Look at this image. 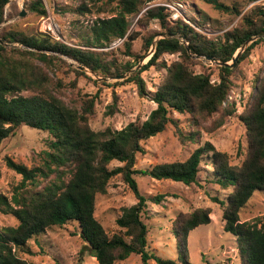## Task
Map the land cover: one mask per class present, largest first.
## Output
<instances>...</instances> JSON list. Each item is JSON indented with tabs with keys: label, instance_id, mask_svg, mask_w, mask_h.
Returning <instances> with one entry per match:
<instances>
[{
	"label": "trees",
	"instance_id": "16d2710c",
	"mask_svg": "<svg viewBox=\"0 0 264 264\" xmlns=\"http://www.w3.org/2000/svg\"><path fill=\"white\" fill-rule=\"evenodd\" d=\"M153 0H81L76 7H69L76 14L90 10L89 3L97 9L112 12L109 16L97 17L91 25L86 44L105 46L114 39L126 43L134 36L129 32V16L137 14L141 4ZM215 9L242 13L238 3L232 7L219 0H206ZM9 0H0V24ZM30 13L47 15L43 0H31L27 5ZM147 19H157L162 33L149 32L143 37L142 50L133 56L124 67L129 70L138 64L151 47L155 36V49L145 64L135 70L127 81H133L140 94H146L141 72L151 67L166 69V75L152 91L150 97L156 103L147 118L141 122L130 121L121 129L106 127L95 131L89 125L94 114L98 95H84L81 106H68L55 93L46 90V69L58 66L65 56L86 67L100 77H115L120 71L110 70L101 57L87 49L74 47L53 38L50 34L33 27L21 28L17 24L3 27L0 39V146L4 139L13 136L26 125L47 131L46 148L42 150L41 162L27 167L6 157L7 167L21 176L14 186L11 197L0 193V213L12 215L17 223L0 227V264H32L19 252H29L27 242L53 225L62 226L75 220L83 249L96 258L98 264H116L131 254L139 255L142 264L154 259L157 264H191L187 258L186 244L189 232L200 224L210 222V210L198 207L180 213L174 220L173 233L179 249L178 261L163 258L147 250L148 226L141 213L148 201L159 204L166 193L146 195L139 189L136 174L152 178L182 182L186 185L198 182L201 163L205 154L213 157L214 177L211 181L222 187L233 186L226 203H221L224 230L236 236L241 264H264V220L240 221L239 211L256 190H264V74L255 85L251 105L240 115L246 130V147L240 164H232L228 153L217 151L206 142L195 148L184 161L160 163L147 169H136V153L143 151L141 141L162 132L168 123L175 127V134L184 143L194 139L195 133L185 134L170 115L172 112L188 114L192 126L200 125L220 114L231 115L233 103L226 106L232 77L238 64L259 42H264V7L255 6L250 13L242 14L238 26L227 30L223 40L214 42L205 38L182 20L168 25L163 7H148ZM183 35L187 45L177 37ZM257 37L239 55L236 65H216L217 80L212 81L213 72H195L192 55H210L219 62H228L248 39ZM87 46V45H86ZM179 53V57L166 63L164 54ZM79 75L84 71L76 70ZM90 78V77H89ZM93 82L98 83L95 79ZM105 84L104 82H100ZM29 92V94H26ZM112 112V111H111ZM112 161L119 165L111 166ZM120 175L133 193L136 201L123 207L116 218L121 229L109 235L95 216L97 194L105 193L110 180ZM217 200V198H215Z\"/></svg>",
	"mask_w": 264,
	"mask_h": 264
},
{
	"label": "rangeland",
	"instance_id": "374dc122",
	"mask_svg": "<svg viewBox=\"0 0 264 264\" xmlns=\"http://www.w3.org/2000/svg\"><path fill=\"white\" fill-rule=\"evenodd\" d=\"M30 1L9 0L4 9L0 31L3 27L16 24L21 28L33 27L68 45L97 53L111 71L115 69L120 71L115 77L98 79L97 75L79 69L76 61L65 56H60L65 63L58 62V66L46 69L47 92L55 93L68 106L79 108L85 94L98 95L94 114L89 119V125L95 131H102L106 127L121 129L130 121L141 122L156 107V103L150 97L157 84L165 77V68L151 67L141 72L146 86L145 95L139 93L136 83L127 81L131 73L146 63L151 54V47L138 64L129 70L124 69L128 61H133V56L128 52L135 54L141 51L143 37L146 34L153 31L162 33L163 28L157 19L146 18L148 7H163L167 13L168 25L173 24L175 20H182L214 42L222 41L225 31L238 26L242 14L250 13L257 5L264 7V0H219L230 7L236 3L242 6V13L236 15L215 9L206 0H153L148 4H141L139 12L129 16V32L134 36L132 40L125 43L124 39H114L100 47L97 44H86L85 37L90 35V27L97 17L109 16L112 12L97 13L98 8H94L90 2V10L76 14L70 11L69 7L78 6L81 0H43L47 15L38 16L28 11L27 5ZM162 36L164 35L159 34L154 39ZM178 57L179 53L164 54L162 60L170 63ZM192 58L196 62L192 66L195 72L211 70L214 73L212 81L217 80L216 62L205 57ZM75 69L84 71L86 76L77 74ZM120 74L124 76L118 78ZM263 74L264 42H259L240 61L232 77L226 106L233 103L235 111L229 116H224L219 125L220 114H217L196 126L189 123L188 114L172 112L170 116L177 120L185 134L195 133L194 139L182 143L174 132V125L168 123L162 132L141 141L143 151L136 153L134 168L147 169L160 163L184 161L195 148L203 146L206 142L213 144L217 151L228 153L232 164H240L246 147V130L240 115L251 105L255 85ZM93 79L98 83L93 82ZM48 137L47 131L24 125L13 136L3 140L0 146V193L11 197L14 186L21 179L19 174L7 167L5 158L9 157L27 167L38 165ZM212 163V153L209 152L205 154L201 163L198 182L190 185L167 179L158 180L143 174L135 175L142 193L148 196L157 193L167 194L159 204L148 201L141 213L143 222L148 226V251L179 262L180 247L173 233L174 220L180 213L205 207L210 210V222L200 224L189 232L185 247L188 261L191 264H241L236 236L224 230L222 219L221 203H226V197L233 190V186L222 187L209 179L214 177ZM119 164L118 161L111 162V166ZM135 201L133 193L120 175L110 180L105 193L97 194L95 216L109 235L121 231L116 224V218L123 207L130 206ZM239 216L240 221H256L257 225H260L264 220V190L253 192L251 198L240 209ZM16 223L17 220L12 215L0 213V227ZM83 244L79 236V226L72 220L62 226H50L41 234L33 236L27 242L26 248L29 252L19 254L32 264H98L95 257L90 256L85 249L82 250ZM116 264L142 262L139 255L133 253ZM148 264L157 263L150 259Z\"/></svg>",
	"mask_w": 264,
	"mask_h": 264
},
{
	"label": "water",
	"instance_id": "95a60500",
	"mask_svg": "<svg viewBox=\"0 0 264 264\" xmlns=\"http://www.w3.org/2000/svg\"><path fill=\"white\" fill-rule=\"evenodd\" d=\"M23 13L21 12L20 13V15H22ZM162 37H164V36H162ZM177 37H179L181 40H182V43H184L185 45H187V42L185 41V37L183 36V35H179V36H177ZM257 37H253V38H251V39H248L246 42H245V44L240 48V49H238L236 52H235V54L233 55V57H232V59H231V62H219L218 60H216L214 57H212V56H210V55H206V56H204L205 58H207V59H210V60H213L214 62H216L218 65H225V66H229V67H234L235 66V64H236V62H237V60H238V57H239V55L242 53V51L245 49V47H247V45L250 43V42H252L254 39H256ZM159 39V38H158ZM157 40V39H156ZM155 39H153V42H152V45H151V54L154 52V49H155V41H156ZM0 43H2V44H4V45H9V44H7V43H5V42H3L1 39H0ZM151 54H150V56H151ZM192 56H195V57H199V56H197V55H192ZM78 68L79 69H81V70H88L89 72H91L92 74H94V75H96L94 72H92L91 70H89V69H87L86 67H84V66H82V65H79L78 64ZM124 75L123 74H120V75H118L117 77L118 78H121V77H123ZM98 77V79H106L105 77H100V76H97Z\"/></svg>",
	"mask_w": 264,
	"mask_h": 264
},
{
	"label": "built area",
	"instance_id": "2783aa9c",
	"mask_svg": "<svg viewBox=\"0 0 264 264\" xmlns=\"http://www.w3.org/2000/svg\"><path fill=\"white\" fill-rule=\"evenodd\" d=\"M227 103V101H225L224 103H223V105H225Z\"/></svg>",
	"mask_w": 264,
	"mask_h": 264
},
{
	"label": "bare ground",
	"instance_id": "6f19581e",
	"mask_svg": "<svg viewBox=\"0 0 264 264\" xmlns=\"http://www.w3.org/2000/svg\"><path fill=\"white\" fill-rule=\"evenodd\" d=\"M22 0H20V2H21Z\"/></svg>",
	"mask_w": 264,
	"mask_h": 264
}]
</instances>
